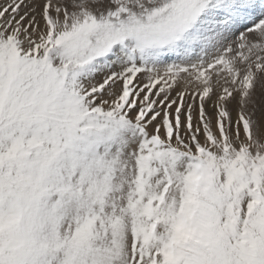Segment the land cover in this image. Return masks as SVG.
<instances>
[{"label": "snow or ice", "instance_id": "snow-or-ice-1", "mask_svg": "<svg viewBox=\"0 0 264 264\" xmlns=\"http://www.w3.org/2000/svg\"><path fill=\"white\" fill-rule=\"evenodd\" d=\"M0 264H264V0H0Z\"/></svg>", "mask_w": 264, "mask_h": 264}]
</instances>
